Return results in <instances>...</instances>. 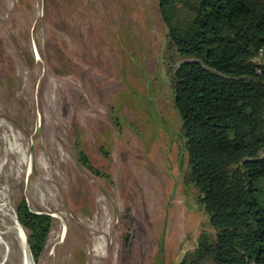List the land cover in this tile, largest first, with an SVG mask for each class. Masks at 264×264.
Instances as JSON below:
<instances>
[{"label": "rangeland", "instance_id": "obj_1", "mask_svg": "<svg viewBox=\"0 0 264 264\" xmlns=\"http://www.w3.org/2000/svg\"><path fill=\"white\" fill-rule=\"evenodd\" d=\"M166 33L158 0H0V222L17 231L22 197L52 216L34 264H169L212 229L183 181Z\"/></svg>", "mask_w": 264, "mask_h": 264}, {"label": "trees", "instance_id": "obj_2", "mask_svg": "<svg viewBox=\"0 0 264 264\" xmlns=\"http://www.w3.org/2000/svg\"><path fill=\"white\" fill-rule=\"evenodd\" d=\"M158 9L168 46L184 58L169 69L187 154L183 181L212 228L169 264H264V0H158ZM75 148L78 162L109 177L77 139ZM16 216L38 262L52 216L24 197Z\"/></svg>", "mask_w": 264, "mask_h": 264}, {"label": "bare ground", "instance_id": "obj_3", "mask_svg": "<svg viewBox=\"0 0 264 264\" xmlns=\"http://www.w3.org/2000/svg\"><path fill=\"white\" fill-rule=\"evenodd\" d=\"M1 138H3V137H1ZM16 142L17 141H15V143ZM13 149H17V148H13ZM20 150H22V149H20ZM23 152H24V150H23ZM0 214L3 215V212H1V210H0ZM3 216L5 217V221L4 222L6 223L8 221V216L9 215L7 216V214H4ZM14 222H15V228L17 229V231L14 229V227L12 225H11L12 227H10V228L13 231L15 230L17 232L16 238H17V241H18V244H19V254L21 256V264H34L32 259H31V257H30V254H29V251H28V247H27V244H26V233H25V230H24V228L21 225H19L15 221V217H14ZM11 229L4 230L2 228V223L0 222V264H3V263L5 264V262L9 259L10 255L12 253L11 242L5 237V234H9V233L12 232V231H10ZM97 246H98V248H100L99 245H97Z\"/></svg>", "mask_w": 264, "mask_h": 264}, {"label": "water", "instance_id": "obj_4", "mask_svg": "<svg viewBox=\"0 0 264 264\" xmlns=\"http://www.w3.org/2000/svg\"><path fill=\"white\" fill-rule=\"evenodd\" d=\"M14 216H15V221H16L19 225H21V224L18 222V219H17V216H16V211L14 212ZM21 226H22V225H21ZM25 233H26V232H25ZM26 244H27V247H28L27 236H26ZM28 250H29V247H28ZM29 253H30V250H29ZM30 256H31V258H32L31 253H30ZM32 260H33V258H32ZM33 262H34V260H33Z\"/></svg>", "mask_w": 264, "mask_h": 264}]
</instances>
